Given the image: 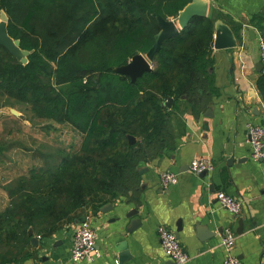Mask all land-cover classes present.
Segmentation results:
<instances>
[{
    "label": "trees",
    "instance_id": "16d2710c",
    "mask_svg": "<svg viewBox=\"0 0 264 264\" xmlns=\"http://www.w3.org/2000/svg\"><path fill=\"white\" fill-rule=\"evenodd\" d=\"M190 1L0 0L10 35L33 51L25 65L0 46V97L82 135L77 150L58 151L56 161L9 185L11 206L0 213V264L30 256L31 227L42 237L99 194L135 191L140 165L174 147L181 104L197 115L219 93L212 52L220 15L196 17L166 39L153 71L136 81L114 71L155 44L161 28L153 14L174 19ZM247 25L264 35L262 16ZM233 26L240 35L243 24ZM258 86L264 95V74ZM169 98L172 107L165 105Z\"/></svg>",
    "mask_w": 264,
    "mask_h": 264
},
{
    "label": "crops",
    "instance_id": "0c3cea01",
    "mask_svg": "<svg viewBox=\"0 0 264 264\" xmlns=\"http://www.w3.org/2000/svg\"><path fill=\"white\" fill-rule=\"evenodd\" d=\"M209 15H220L218 20L232 30L243 24L240 35L233 30L237 47H213L219 93L197 115L181 104L176 115L182 124L176 128L174 147L140 165L143 172L135 191L118 197L99 194L50 234L34 233L39 245L30 243V256L22 264H177L163 250L158 235L162 225L179 234L188 255L182 264H223L221 241L228 227L236 232L234 252L242 263L264 264V162L251 156L248 136L251 125L264 127V95L258 86L264 62L258 29L247 25L259 15L264 26V0H210ZM250 31L256 33L254 39ZM36 126L25 111L0 106V213L11 206L9 185L51 160L38 146L44 136ZM194 159H207L213 168L194 174L189 169ZM167 170L178 174V182L164 189L160 175ZM219 192L241 200L242 212L235 215L223 208ZM86 218L102 255L74 262V235ZM133 219L142 222L130 230Z\"/></svg>",
    "mask_w": 264,
    "mask_h": 264
},
{
    "label": "built area",
    "instance_id": "2783aa9c",
    "mask_svg": "<svg viewBox=\"0 0 264 264\" xmlns=\"http://www.w3.org/2000/svg\"><path fill=\"white\" fill-rule=\"evenodd\" d=\"M258 41L261 47L262 60L264 62V35L258 31ZM249 143L251 145V156L255 160L264 162V127L261 125H251L248 129ZM213 168V164L207 159H194L189 166L192 173L200 175ZM162 187L178 182V174L167 170L160 175ZM219 204L232 214L239 215L243 210V203L238 198L225 192L217 194ZM158 235L162 243L165 254L175 263L182 264L188 260L177 233L171 228L162 225L158 228ZM237 235L232 228L224 230L221 245L226 253L223 264H243L241 259L235 254ZM101 249L97 245V234L91 221L86 218L77 228L71 249V259L74 262L95 261L101 254Z\"/></svg>",
    "mask_w": 264,
    "mask_h": 264
},
{
    "label": "water",
    "instance_id": "95a60500",
    "mask_svg": "<svg viewBox=\"0 0 264 264\" xmlns=\"http://www.w3.org/2000/svg\"><path fill=\"white\" fill-rule=\"evenodd\" d=\"M209 6L210 0H191L174 19H166L157 13L153 14L161 28L155 35V44L147 53L135 54L128 63L116 67L114 71L130 77L132 81H136V79L145 72L153 71L155 56L161 50L163 42L166 39L177 36L181 30L187 27L196 17H207L209 15ZM8 25L9 17L7 13L2 10L0 12V46L5 47L18 61L26 65L29 63V56L33 51L22 48L21 41L10 35ZM250 35L253 39L256 37L254 31H250ZM237 46V37L232 28L222 20H217L215 24L214 48L230 49ZM173 102L174 99L169 98L165 105L171 107ZM11 112L14 115H19V112L15 108H12ZM128 138L131 145L136 144L137 138L135 136L129 135ZM138 171L142 173L143 168H139ZM110 206L112 207V205H109V207ZM106 208L107 206L104 207L102 211H105ZM141 222V219H133L130 230L136 228ZM29 235L31 237L32 246L37 247L40 239L34 234L32 227L29 229ZM177 236H179V234H177Z\"/></svg>",
    "mask_w": 264,
    "mask_h": 264
},
{
    "label": "rangeland",
    "instance_id": "374dc122",
    "mask_svg": "<svg viewBox=\"0 0 264 264\" xmlns=\"http://www.w3.org/2000/svg\"><path fill=\"white\" fill-rule=\"evenodd\" d=\"M68 88L64 86L63 89ZM5 103L13 104L21 111H25L27 119L34 125L40 126L44 140L40 146V150H45L47 157H51V161H56L59 158L60 150L67 151L77 150L82 141V135L69 124L50 122V120L39 119L31 112V108L27 105L19 104L8 97H0V106ZM174 103V102H173ZM173 105V104H172ZM172 107V106H171ZM44 122V124H43ZM35 143V141H32ZM36 144V143H35Z\"/></svg>",
    "mask_w": 264,
    "mask_h": 264
}]
</instances>
